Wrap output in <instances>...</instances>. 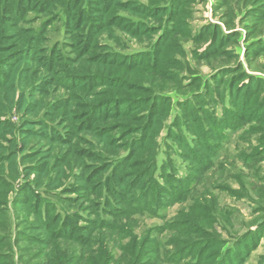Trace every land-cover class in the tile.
<instances>
[{"label":"rangeland","instance_id":"374dc122","mask_svg":"<svg viewBox=\"0 0 264 264\" xmlns=\"http://www.w3.org/2000/svg\"><path fill=\"white\" fill-rule=\"evenodd\" d=\"M119 1L116 5L108 0L110 7L103 20L91 19L92 22L81 24L75 20L70 30L63 27L64 17L56 16L66 8L64 3H57L44 14L21 9L18 16L10 8L3 15L7 21H0V33L16 36L5 46L19 43L14 50H24L35 38L34 52L41 61L48 60L49 54L55 57L56 48L64 53L68 59L65 64L57 56L50 61V69L59 71L55 76L61 77V71L96 76L107 72L123 82L120 87L98 85L90 95L85 91L68 93L53 83L47 94L39 95L34 89L45 75L41 69L48 61L43 62V67L34 62H20L17 70L28 69L26 74L30 78L29 81L23 79V93L27 97L32 94L42 106L35 117L10 109L4 111L3 116L10 121L15 133L9 141L0 139L4 151L10 152L14 144L21 149L16 129L22 117L58 126L65 133L68 145L59 149L55 144H47L41 135L28 140L25 150L34 157L21 161L19 171L24 165L46 164L47 171L38 180H25L19 174L10 176L9 167L0 160V176L6 183L0 188V210L3 211L0 214V258H3L0 264H70L73 257L74 264H101V251L107 245L114 264H124L127 256L122 247L128 242L129 232L130 236L137 237L138 243L143 242L149 248V255L141 264H220L229 254L227 251H232L231 244L236 249L225 264H264V122L250 121L236 131H229L210 120L221 117L225 106H231L235 117H244L245 122L257 107L264 109V50L251 49L253 43L264 38V15L260 18L253 15L254 9L264 5V0H179L176 9L168 0ZM132 5L157 11L150 17L133 16L128 12ZM91 7V16H94L93 10L97 11L102 5ZM49 13L55 17H50ZM137 21L139 26L133 24ZM6 23L12 25L6 29ZM160 37L164 41L158 45ZM155 44L159 51L156 61L149 60L148 56L141 61L135 58L138 64L130 67L127 64L132 59H122V63L118 59L113 66H106L107 71L101 68L103 58L93 60L92 66L85 62L107 51L124 55L147 52ZM10 59L8 55L2 56L0 66ZM67 63L69 68L65 67ZM224 71L230 74L225 75ZM248 76L255 82L248 95L250 100L237 105L224 104L229 99L228 84L233 81L237 89L248 82ZM57 80L55 78L54 82H59ZM108 97L135 101L139 105L134 109L132 105H121L120 110L128 108L126 106L132 109L125 118L113 112L105 116L103 112V119L87 117L90 107L83 104L94 106ZM58 99L65 104L52 115L47 114L48 106L56 104ZM69 99H72L70 108L66 105ZM153 99L155 105H152ZM147 112H151L154 125L142 143L144 147L134 148L131 142L136 135L126 136L128 130L124 131L119 125L126 121L131 128L142 127ZM141 115L143 117L139 118ZM197 122L198 127H195ZM201 122L209 128L208 132L201 130ZM89 124L101 133L83 132ZM34 130L41 132L39 127ZM211 130L214 133L208 137ZM180 132L189 141L200 138L199 141L204 142V137L210 138L214 148L209 145L198 149L203 156L200 165L178 142ZM219 132H224L225 136L217 138ZM103 136L109 142L107 148L98 144ZM207 150H212L213 156L208 155ZM131 157L132 165L125 163L119 170L114 168L115 163ZM155 157L157 168L153 172L150 163ZM159 166L165 167V174L168 172L171 177L163 175ZM58 172L60 177L55 179ZM83 173L88 180L79 183ZM189 177L187 191L182 192L181 181L184 183ZM111 178L119 191L115 195L118 200L123 193L115 180L125 182V188L132 189L138 199L142 195L138 193H142L147 184L158 212L146 209L124 215L118 220L119 237L111 233L114 235L108 239L107 230H102L92 232L86 244L75 242L78 234L88 228L90 231L86 218L95 221V215L89 212H95L99 202L107 196L105 188L108 190L111 186ZM25 184L30 185L33 194L19 197ZM83 185L91 188L86 200L69 191ZM68 198L74 199V203ZM118 206L127 209L125 205ZM48 209H51L49 216H45L48 219H54L55 214L61 212L59 222L49 231L51 234H56L63 226L59 223L64 215L82 216L81 221L76 222L78 232L74 241L48 240L38 223L39 213L45 215ZM251 230L254 233H250ZM147 240L152 242V251Z\"/></svg>","mask_w":264,"mask_h":264},{"label":"trees","instance_id":"16d2710c","mask_svg":"<svg viewBox=\"0 0 264 264\" xmlns=\"http://www.w3.org/2000/svg\"><path fill=\"white\" fill-rule=\"evenodd\" d=\"M114 3H116V5L118 3H120L119 0H113ZM170 2V5L176 9L179 0H168ZM168 2V3H169ZM57 3L63 4L66 7L62 12L60 13H56V16H63L64 17V22H63V27L65 30H70V26L74 25V21H78L80 24L81 22H92L91 19H99V20H103V17H105V13L107 12L108 7V0H66L65 2H63V0H0V21H7L5 18V16H3L4 14H6V12H8V10L10 8H12V10H14L15 13H18V16L22 13L21 9H24V11H34V12H39L40 14H44L47 11H49L52 7L57 6ZM104 3V4H102ZM102 5V8L98 9L96 11H94V13H96V15L91 16L92 13V7L91 5ZM80 6H83L82 8ZM77 9L78 13H74ZM172 10L173 13L176 12V10ZM157 11V10H156ZM155 10H150L149 8H146L145 6H141V5H132L129 9L128 12L133 15H147L148 17L152 16L153 14H155L156 12ZM161 11V10H158ZM254 13V17L256 18H260L262 15H264V5H262L259 8H256L253 10ZM72 12L74 13V16H72ZM99 14H98V13ZM98 14V15H97ZM50 17H53V15L51 13H49ZM55 17V14H54ZM53 17V18H54ZM89 17V18H87ZM94 17V18H92ZM20 18V17H19ZM52 18V19H53ZM135 23L136 26H139L138 21L137 22H133V24ZM138 24V25H137ZM9 25H12L11 23H6L5 27L7 29V27ZM6 31V30H4ZM39 32L41 31H36V33L39 34ZM16 36H5V34H3L2 32L0 33V59L2 56H7L8 58H11L10 60H8L7 63L2 64V66H0V68L2 70H0V139L4 140L6 142L9 141L11 139L12 136H15L14 133V129L10 123V121L5 118L3 116L4 111L7 109L10 110H15L17 113L22 114V115H26V116H31V117H35L36 115L38 116V112L39 109L42 105H40V103L34 98V96L31 94L30 96H25L23 93V82L25 81H29L30 78L29 76L26 74L28 73V69H21V70H17L19 67L20 62L23 61H29V62H34V64L39 67H43V62L46 60L48 61V65H45L44 68L41 69L42 72H45L44 76H41L39 79V83L38 85H36L35 87V93L39 94V95H45L48 92V89H50L51 85L53 83H56V85H58L59 88H62L63 90H65L66 92H89V95L92 94L94 92V89L99 85L101 87L104 88H110V86L113 85H118L119 87L123 85L122 80H120L118 77H111L110 75H107L108 73L105 72V74H103L102 76H96V75H81L78 73H75L74 71L72 72H63L61 71V77L60 76H55L59 71H52L50 69V65H51V60H54L55 57L57 56L58 59H60L64 64L65 62L68 60L67 56L64 55V53H61L57 48L56 51H54V55L55 57L51 56V54H49V58L48 60L42 59L43 61H41V57L38 58L34 52V42L36 41L35 38H32L31 41L32 43H30V46L25 47V49H21L20 51H15L14 47H17V44H12L11 46H5V43H8V41H13V39ZM162 41H164V39H162V37L158 38V41L156 42L158 45H160L162 43ZM223 43V41L221 42ZM89 46V45H88ZM257 47H259V50L262 51L264 50V38L262 40H259L255 43H253L251 45V49L256 52ZM52 50V49H51ZM57 51H59V53H57ZM34 52V53H33ZM49 53H51V51H49ZM159 55V51H158V47L153 46V48L150 49V51L147 52H140V53H135V54H131V55H124V54H115L114 52H109L107 51V53H103L100 54L99 56L96 55L95 57L91 59L87 58L85 60V62H87L88 65L92 66L94 65V61H96V59H102L103 58V64L101 68H106L105 71H107V67L109 66H113L114 64H116L117 60L119 59V62H123L122 59H132V61L130 62V64H127V66L131 65H136L138 63H136V61H134V59L136 58L137 60L141 61L143 59L144 56H148L149 60H154L156 61V57ZM83 56V55H81ZM105 58V59H104ZM107 59V60H106ZM94 60V61H93ZM45 61V62H46ZM133 63V64H132ZM1 65V63H0ZM99 65V66H101ZM105 65V67L103 66ZM67 66V68L70 67L69 63H67L65 65V67ZM107 66V67H106ZM9 67V68H8ZM64 67V68H65ZM30 71V70H29ZM104 71V70H103ZM51 72V73H50ZM225 75L230 74V72L228 71H224ZM57 78L59 82H54V79ZM24 79V80H23ZM62 79V80H61ZM246 79H248L247 83H242L241 85L238 86V88H234V82L231 81L228 84V95L227 97L229 98L228 100L225 101L224 104L227 105H231V103H235V105H237L238 103H242L244 101H248L250 100V98L248 97V95L250 94V91L252 89V87L255 85V82L253 81L252 76H248L246 77ZM50 80V81H49ZM18 87L20 90H18ZM246 93V94H245ZM106 94V93H105ZM112 95V94H111ZM94 101V100H93ZM96 101V100H95ZM94 101V103H95ZM167 101V99H166ZM71 102L72 99L67 100L66 105L69 106V108L71 107ZM217 102V100H215V103ZM65 104L64 100L58 99L56 104H50L48 106V110L50 112H47V114L52 115L54 113V111L57 110L58 107L62 106ZM96 105H91V103L89 104H83L86 105L88 107H90L89 111L86 112L87 117L91 116L94 119H103V117L105 116V114H108L109 112H113L116 114L117 117L120 118H125L128 117V113L130 114V110L134 109V106H138L139 103L133 101L130 102L129 100H121V99H114L111 100L110 97H108V99H106V101H98L95 103ZM217 104H220L219 102H217ZM40 105V106H39ZM121 105H132L129 108V106H126L128 108H124L123 110H120ZM155 105V101L153 99V104ZM204 105V104H203ZM206 105V104H205ZM47 107V104L45 105ZM74 106V104H73ZM241 109H243V104L240 105ZM206 106L204 109L207 110ZM239 108V107H238ZM257 110H255V112L253 111V113L251 112V114L248 115L247 121L245 122V118L244 117H235L231 106L229 107H224L222 110V115L221 117H217L215 119H210L211 122H216L219 123L224 130H238L240 129L245 123H249L250 121H254V122H264V115L263 114V110L259 107L256 108ZM104 112V116H102L101 114ZM114 114V115H115ZM127 114V115H126ZM149 114V115H148ZM145 121L146 123L142 126V127H132L129 126V122H126L124 124L121 123V125H119V128H124V131L128 130V133H126V136L130 135V134H135L136 137L132 139L131 142V146H133L135 148V146H139L141 147V145L143 146V141L145 140V137L148 135V133L150 132L152 126L154 125L153 122V116L151 115V112H147L145 115ZM143 117L142 115L139 117L141 118ZM91 119V118H90ZM230 119V120H229ZM89 121H92L89 120ZM228 121V122H227ZM179 123H181L179 121ZM61 126V124H60ZM200 128L202 131L208 132L209 128L207 129L205 126H203V122L200 123ZM37 127H39L41 132H35L34 129H37ZM198 127V122L196 123V126ZM78 129V128H77ZM87 129V130H86ZM62 129H60L58 126H47L46 123H44L43 120H37V121H30V120H26L25 117H22L21 123L20 125L17 127L16 132L17 135L20 138V145H21V149H17L16 145H11L10 147V152H5L4 151V147L2 146V144L0 143V160H2L3 162H5L7 164V166L9 167V170L11 173H9L10 176L19 174V176H22L23 179L25 180H29V179H40L47 171V167L45 165H24L21 169V171H19V163L21 161H24L25 159L31 160L34 156H32V154H30L29 152H26L25 148L28 145V140L33 137V136H38L41 135V137L43 139L46 140L47 144H55L58 146L59 149H63L65 147H67L68 142L67 139L65 138V133H63L61 131ZM83 132H87L88 135L90 134V131L92 134L94 133H101L100 130L96 127L91 128L90 124L88 126H85L84 130H82ZM82 131H79L82 132ZM226 132V131H224ZM224 132H219L217 138L224 137L225 133ZM102 133H104V131H102ZM214 133V130L210 131V134L208 135V137L210 135H212ZM105 134V133H104ZM189 137V136H188ZM208 137H204V142L199 141L200 138H191V140L189 141L186 138V135L183 132H180L178 135V142L181 143V146H183L187 151H188V156L190 158L193 159L194 162L198 163V165H200V158H203V156L201 157V152L198 149H201L202 146L208 148V146H212V143L210 142V138ZM98 144L102 145L103 148H107L109 146V142L108 140L105 138V136H103L101 139L98 140ZM144 147V146H143ZM214 148V146H212ZM139 149V148H138ZM103 151V149H102ZM208 151V155H212V150H207ZM132 157L127 159L125 158L124 160L117 162L114 164V168H117V170H119L125 163H131ZM202 160V159H201ZM62 163L65 162V160H61ZM108 162L104 165H107ZM152 165V170L154 172V170L157 168L156 166V157L154 158V160L152 161V163H150V166ZM129 166V165H128ZM162 166V165H161ZM159 166L160 170H162L163 175H167V178L171 177L170 173L165 172L166 169L165 167H161ZM86 173V172H85ZM9 176V177H10ZM18 176V177H19ZM59 172L57 174L56 178H59ZM87 174L82 175V177L78 180L79 183H81L82 181H85L87 179ZM160 177V176H159ZM162 178V177H160ZM166 178V179H167ZM113 178L110 179V181H112L111 183H109L111 186L107 188H105V192L111 195L109 196L107 194V196H105L100 202H99V207L97 206L96 211L94 212H89L91 214L95 215V221L89 220L88 218H86L85 223H87L90 226V231L89 228L88 230H86L85 233L83 234H78L76 240L73 239L74 235L76 232H78V229L76 228V222L77 221H81L82 216H78L77 214H74V216H63L62 220L60 221V226L58 228V231L56 232V234H51L49 231L52 227H54L58 222H59V215L61 214V212H57L54 216V219H48V217L45 216H49V212L51 209H48V213H46L45 215L40 214L41 220L38 221L39 223V227L40 229L45 232V235L47 237H49L48 240H55L57 238H61V239H65V240H75V242H78L79 244H86V242H88V240L91 238L92 232L94 233L95 231H102V230H107L108 235L106 237H108V239H110L114 234L117 235L119 237L120 234V228L118 229V223H119V219H121L122 217H124V215L129 214V213H138L140 211H144V210H154L155 212L157 211V208L154 207L155 205L152 204L153 200L151 195L148 193L147 189H148V185L146 184L145 189L142 191V193H138V194H142L141 198L138 199L139 197H135V194H133V192L128 188H125L124 183H119L118 180H115L119 185V187L121 188L120 191H122L123 195L120 197V200H118V197L115 195L119 194V191L116 189V184H114ZM175 179H180L177 176H175ZM88 180V179H87ZM184 180V179H183ZM190 177L183 183L181 181V186H182V192H186L187 191V187L189 186V181H190ZM174 182V181H173ZM5 181L3 179L2 176H0V188L3 187L5 185ZM56 182L53 184L55 185ZM24 189L19 192V197L21 195H26L27 197L30 194H33L32 188L30 187V185H24ZM71 193H78L80 199L82 198L83 200L87 198V193L90 194L91 192V188L88 189V185H83V186H75L74 188H72ZM147 191V192H146ZM90 192V193H89ZM146 192V193H145ZM81 195V196H80ZM176 195V194H175ZM177 197L178 194L176 195ZM69 202L74 203V199L68 198L67 199ZM137 201V202H136ZM118 205H122V206H126V208H118ZM158 205V204H157ZM90 207H93V205H91ZM52 212V211H51ZM158 212V211H157ZM3 211L0 210V214H2ZM57 217V218H56ZM75 218L74 221L71 220V218ZM47 218V219H46ZM67 219L66 222H64ZM49 220V221H48ZM64 220V221H63ZM64 224H63V222ZM94 225V226H93ZM93 226V227H92ZM92 227V229H91ZM117 232V233H115ZM114 233V234H111ZM250 233H254L252 230L250 231ZM126 237L128 238V242L126 243V245H124L122 248H120L121 250H123L127 256V260L126 262H124V264H141V261L149 255L148 253V246L145 245V243H138L137 242V237L134 235L130 236V232L128 233V235ZM75 238V237H74ZM150 243V250L152 251V242H150L149 240H147ZM41 243H43V241L41 240ZM46 244V242H45ZM120 246V245H119ZM231 250H228L227 252L229 253L228 255H225L223 261L220 264H225L226 260L228 259V256H230L232 254L233 251H235L236 248H234V244H231ZM192 251L194 250L193 248L191 249ZM101 260L100 263L101 264H114L113 260L114 257L111 254V252H109L108 249V245L106 246V248L101 251ZM200 254V253H199ZM202 254H200L201 257ZM3 258H0V260ZM74 257L71 258V263L70 264H74L73 261ZM70 262V260H69Z\"/></svg>","mask_w":264,"mask_h":264}]
</instances>
